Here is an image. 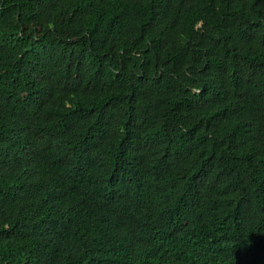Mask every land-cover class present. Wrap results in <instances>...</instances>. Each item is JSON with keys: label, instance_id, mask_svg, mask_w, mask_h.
<instances>
[{"label": "trees", "instance_id": "16d2710c", "mask_svg": "<svg viewBox=\"0 0 264 264\" xmlns=\"http://www.w3.org/2000/svg\"><path fill=\"white\" fill-rule=\"evenodd\" d=\"M0 264H264V0H0Z\"/></svg>", "mask_w": 264, "mask_h": 264}]
</instances>
